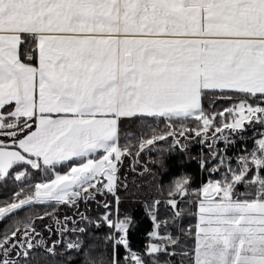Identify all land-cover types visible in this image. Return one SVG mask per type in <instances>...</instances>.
Returning a JSON list of instances; mask_svg holds the SVG:
<instances>
[{
    "label": "snow or ice",
    "instance_id": "1",
    "mask_svg": "<svg viewBox=\"0 0 264 264\" xmlns=\"http://www.w3.org/2000/svg\"><path fill=\"white\" fill-rule=\"evenodd\" d=\"M0 188V264H264V0H0Z\"/></svg>",
    "mask_w": 264,
    "mask_h": 264
},
{
    "label": "trees",
    "instance_id": "2",
    "mask_svg": "<svg viewBox=\"0 0 264 264\" xmlns=\"http://www.w3.org/2000/svg\"><path fill=\"white\" fill-rule=\"evenodd\" d=\"M251 140H248V144L251 145ZM219 146L223 148L224 142L220 141ZM245 146V141L237 139L234 146H231L228 148L227 152L229 156H234L238 150L242 149ZM203 148V152L207 153L208 148L207 146H202L201 143L198 141H193L189 144L188 148V154H190L193 157L198 156L201 153V150ZM153 156L157 155V153L153 152ZM183 154L178 150L175 153H172L168 157V171L162 173V180L165 184L170 182L174 177L179 176L183 172H192V173H198L199 165L195 159H193L191 162L183 165L182 167L176 163L177 160L181 158ZM128 162L126 161V164ZM233 166L235 167L236 161L233 160ZM208 173H204L203 176L197 175V181L203 179L204 182H207ZM143 179L147 180L149 177L145 176ZM5 197V190L3 188H0V199H4ZM98 199H103L102 196H98ZM111 199V197H109ZM124 209L130 210L134 216H136L139 220V223L136 226L135 231L133 232V240L134 243H143L146 242L147 236L146 232L147 230H150V219L144 214L143 206L140 203H125L122 205ZM95 204L93 203L91 206V212L93 215H95ZM81 210H83V206H81ZM64 211H68L69 213L72 211L71 209H64ZM0 228H2V225H0ZM91 243V241H89ZM100 245L103 244V241H98ZM98 250H102L98 249Z\"/></svg>",
    "mask_w": 264,
    "mask_h": 264
}]
</instances>
